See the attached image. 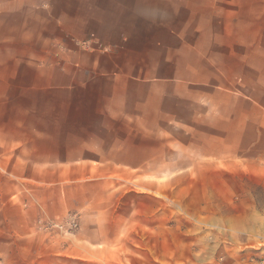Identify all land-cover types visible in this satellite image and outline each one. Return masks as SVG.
<instances>
[{"label":"crops","instance_id":"obj_1","mask_svg":"<svg viewBox=\"0 0 264 264\" xmlns=\"http://www.w3.org/2000/svg\"><path fill=\"white\" fill-rule=\"evenodd\" d=\"M172 177L219 212L214 255L264 227V0H0V264L96 256Z\"/></svg>","mask_w":264,"mask_h":264},{"label":"rangeland","instance_id":"obj_2","mask_svg":"<svg viewBox=\"0 0 264 264\" xmlns=\"http://www.w3.org/2000/svg\"><path fill=\"white\" fill-rule=\"evenodd\" d=\"M189 149L179 147L178 152H183L184 159H189L188 155L193 154L188 153ZM150 181V186L140 184L138 179L136 181L135 212L113 211L101 218L102 222L111 221L112 224L101 228L98 235L102 238L111 236L113 241L89 244L99 253L96 256L60 260L41 257L34 261L25 260L23 264H264V227L255 229L252 241L229 242L228 252L214 255L209 250H212L210 244L214 240L213 220L219 212L207 209L201 196L182 192L191 186L193 180L172 177L152 178ZM124 198H121V203ZM67 218L54 223L65 222ZM76 221V228L51 226L61 234L56 238L77 241L79 216H76ZM198 241L203 251L201 259L194 252ZM52 249L34 244L28 252L38 255L42 250Z\"/></svg>","mask_w":264,"mask_h":264},{"label":"built area","instance_id":"obj_3","mask_svg":"<svg viewBox=\"0 0 264 264\" xmlns=\"http://www.w3.org/2000/svg\"><path fill=\"white\" fill-rule=\"evenodd\" d=\"M47 226L48 227L56 226V227H60V228H65V227L76 228L78 226V222L76 221V216L71 215L65 220V222H61V223L49 222V223H47ZM66 229H68V228H66Z\"/></svg>","mask_w":264,"mask_h":264}]
</instances>
